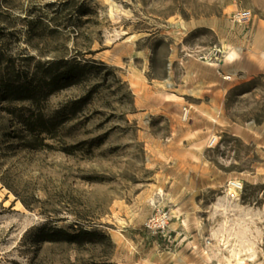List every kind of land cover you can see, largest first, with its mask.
Here are the masks:
<instances>
[{
  "label": "rangeland",
  "instance_id": "374dc122",
  "mask_svg": "<svg viewBox=\"0 0 264 264\" xmlns=\"http://www.w3.org/2000/svg\"><path fill=\"white\" fill-rule=\"evenodd\" d=\"M229 46L264 57V0H0L39 81L0 101V264H264V73Z\"/></svg>",
  "mask_w": 264,
  "mask_h": 264
},
{
  "label": "trees",
  "instance_id": "16d2710c",
  "mask_svg": "<svg viewBox=\"0 0 264 264\" xmlns=\"http://www.w3.org/2000/svg\"><path fill=\"white\" fill-rule=\"evenodd\" d=\"M74 74V70L70 71ZM53 80L54 78L51 77ZM44 80V79H42ZM39 83L38 80H35ZM33 85V79H28L27 77H22V73L17 71L15 68V60L11 54H4L0 51V101L6 104L12 103L15 100H28L33 99L35 91L37 89ZM40 125H43L41 121ZM32 126V124H29ZM100 233L95 230L79 229L74 232H67L62 229H55L52 233H42L40 238L42 240L55 241L59 239H64L68 242L81 243V241L93 243L95 242V237ZM102 234H100L101 236ZM59 236V237H57ZM104 236V235H103Z\"/></svg>",
  "mask_w": 264,
  "mask_h": 264
},
{
  "label": "crops",
  "instance_id": "0c3cea01",
  "mask_svg": "<svg viewBox=\"0 0 264 264\" xmlns=\"http://www.w3.org/2000/svg\"><path fill=\"white\" fill-rule=\"evenodd\" d=\"M235 49L238 53V56L232 60V64L223 63V73L233 75L237 73L242 77L264 73V57H256V59H251V57H244L243 53L240 55L239 48Z\"/></svg>",
  "mask_w": 264,
  "mask_h": 264
},
{
  "label": "bare ground",
  "instance_id": "6f19581e",
  "mask_svg": "<svg viewBox=\"0 0 264 264\" xmlns=\"http://www.w3.org/2000/svg\"><path fill=\"white\" fill-rule=\"evenodd\" d=\"M223 60L224 61H232L234 60L237 56L238 53L236 51V49L234 47L229 46L228 48L223 49ZM238 188H239V184H235L233 182H229V184L226 187V191L227 193H232L233 195H236V193L238 192ZM252 241L249 240L247 241V244L245 245L244 249H250L252 247ZM239 254L238 251L234 252V256L237 257Z\"/></svg>",
  "mask_w": 264,
  "mask_h": 264
},
{
  "label": "built area",
  "instance_id": "2783aa9c",
  "mask_svg": "<svg viewBox=\"0 0 264 264\" xmlns=\"http://www.w3.org/2000/svg\"><path fill=\"white\" fill-rule=\"evenodd\" d=\"M250 17V11L249 10H243L241 12H238L237 15H236V20L237 21H245L247 20L248 18ZM188 113H189V109L184 106L182 108V117L185 119L187 118L188 116ZM217 142V139H216V136H211L208 138L207 140V144L208 146H213L215 145ZM148 226H151V224L149 223ZM163 226V225H162Z\"/></svg>",
  "mask_w": 264,
  "mask_h": 264
}]
</instances>
